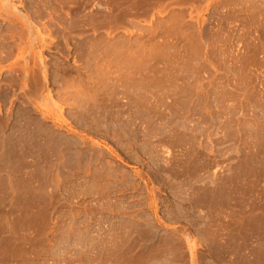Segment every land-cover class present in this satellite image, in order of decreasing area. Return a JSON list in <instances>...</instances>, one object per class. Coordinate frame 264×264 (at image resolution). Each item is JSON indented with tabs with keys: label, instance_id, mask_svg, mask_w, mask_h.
<instances>
[{
	"label": "rangeland",
	"instance_id": "obj_1",
	"mask_svg": "<svg viewBox=\"0 0 264 264\" xmlns=\"http://www.w3.org/2000/svg\"><path fill=\"white\" fill-rule=\"evenodd\" d=\"M0 264H264V0H0Z\"/></svg>",
	"mask_w": 264,
	"mask_h": 264
}]
</instances>
